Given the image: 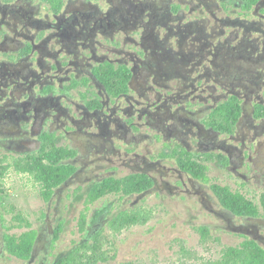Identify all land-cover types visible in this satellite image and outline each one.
I'll return each mask as SVG.
<instances>
[{"label":"flooded vegetation","instance_id":"obj_1","mask_svg":"<svg viewBox=\"0 0 264 264\" xmlns=\"http://www.w3.org/2000/svg\"><path fill=\"white\" fill-rule=\"evenodd\" d=\"M225 55L256 72L229 78L218 63ZM102 66L128 70L127 90H110L96 73ZM233 99L237 120L214 124ZM51 139L70 151L62 164L73 172L48 202L72 186L87 199L107 181L144 177L145 191L112 194L132 203L100 225L151 194L196 198L216 220L201 227L263 246L264 216L235 214L217 189L259 194V204L264 195V0H0V160L40 153ZM182 161L207 167L206 175ZM214 166L225 181L210 174ZM43 236L27 260L9 254L4 236L0 264H35Z\"/></svg>","mask_w":264,"mask_h":264},{"label":"rangeland","instance_id":"obj_2","mask_svg":"<svg viewBox=\"0 0 264 264\" xmlns=\"http://www.w3.org/2000/svg\"><path fill=\"white\" fill-rule=\"evenodd\" d=\"M3 57L2 55L1 58ZM199 59L200 57H197L190 62L194 63ZM218 63L229 68V74L226 75L231 79H235V74L247 79L256 72V65L248 60L237 61L233 56H219ZM174 65L170 61L165 63V67L168 68ZM250 108V103L246 102V113L250 112ZM79 143L78 146L83 148L82 140ZM1 154L4 153L1 152ZM13 160L12 156H6L0 160V165L8 166L2 181L4 195L0 201L3 205H0V218L5 227L4 229L0 227V244L3 242V237L8 234L20 235L27 231L25 227L19 226L16 220V214H22L32 224L33 229L44 234L35 264H40V260L46 257V254H48L46 264H53L57 259L67 256L77 246L90 241L98 232H103L107 240L104 250L112 257L108 262L100 264L129 262L132 264H210L223 260L225 248L238 247L246 239H251L238 233L234 235L228 231L211 230L212 239L207 243L203 242L197 229L207 223H216V220L202 211L197 199L169 198L156 194L147 196L141 203L140 208L150 209L152 213L151 219H148L146 224L134 225L121 231H114L107 224L100 225L102 218L106 219L132 203L130 199L112 195L91 205L87 231L80 234L78 219L85 208L86 201L83 188L77 189L76 186H72L67 192L56 194L51 202L45 201L41 194V184L36 177L18 171ZM210 174L216 176L218 180L225 181L228 178V173L219 171L216 166L211 169ZM237 184L241 183L235 177V191L239 187V185L236 186ZM244 195L260 206L259 194ZM60 197H62L61 200H59ZM105 211L108 214L104 216ZM259 216H264L261 208ZM61 226H63V232L53 246L55 232ZM8 227L11 229L8 230ZM5 255L7 253L3 254ZM4 261L5 264H20L18 260L15 262L8 258ZM240 262H242L241 259H233L227 264H240Z\"/></svg>","mask_w":264,"mask_h":264},{"label":"trees","instance_id":"obj_3","mask_svg":"<svg viewBox=\"0 0 264 264\" xmlns=\"http://www.w3.org/2000/svg\"><path fill=\"white\" fill-rule=\"evenodd\" d=\"M99 79L109 86L112 90L114 86L119 91L127 90V82L130 73L126 69L116 70L114 67L102 66L96 71ZM240 114V105L236 99H233L228 105H223L211 117L214 124L226 125L228 127L234 123ZM70 154L67 148L57 147L51 139L48 145L41 151L26 158L14 159V166L18 171L24 174H32L41 184V194L45 201H50L53 196V191L63 185L71 176L73 168L65 166L63 160ZM183 168L192 175L203 177L208 170L207 167L195 162H183ZM8 166L0 165V201L4 195L2 181ZM150 186L148 180L144 177H128L119 180L107 181L95 188L88 195L85 201V208L80 213L78 226L80 234L87 231L88 213L91 205L95 204L100 199L109 195L115 194L119 196H127L134 192H143ZM221 192L228 194H217L220 201L231 209L235 210L237 215L257 216L260 214V208L264 211V195L260 202V206L254 203L244 194H231L228 188H218ZM150 210V209H149ZM145 208L130 210L120 213L109 224V227L114 231H121L130 228L134 225H144L151 219V211ZM16 220L19 226H23L27 231L20 235L8 234L6 242L8 243L7 251L10 255L21 260H27L31 257L35 242L37 240L38 231L32 228L22 214H16ZM11 228L8 227V230ZM203 242H209L212 239L211 232L206 227L197 229ZM63 226L59 227L54 236L53 246L58 241ZM107 243L103 232H99L90 241L85 242L74 248L67 256L58 260L55 264H100L108 262L112 259L111 256L104 250ZM233 259H241L240 264H264V248L259 246L254 240L246 239L238 247H228L223 250V260L210 264H227ZM132 264V263H126Z\"/></svg>","mask_w":264,"mask_h":264},{"label":"water","instance_id":"obj_4","mask_svg":"<svg viewBox=\"0 0 264 264\" xmlns=\"http://www.w3.org/2000/svg\"><path fill=\"white\" fill-rule=\"evenodd\" d=\"M64 185H65V183H64L62 186H64ZM62 186H61V187H62ZM257 244H258L259 246H261L262 248H264V247L261 245L260 242H257ZM36 247H37V242H36L35 245H34V249H33V253H32V255H34L35 250H36Z\"/></svg>","mask_w":264,"mask_h":264}]
</instances>
